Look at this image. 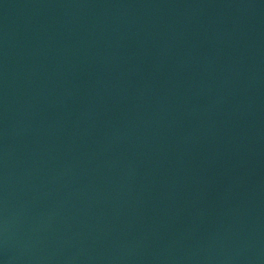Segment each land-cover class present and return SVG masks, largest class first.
Instances as JSON below:
<instances>
[{"label": "water", "instance_id": "1", "mask_svg": "<svg viewBox=\"0 0 264 264\" xmlns=\"http://www.w3.org/2000/svg\"><path fill=\"white\" fill-rule=\"evenodd\" d=\"M0 264H264V0H0Z\"/></svg>", "mask_w": 264, "mask_h": 264}]
</instances>
